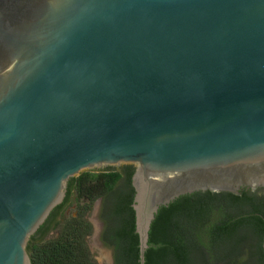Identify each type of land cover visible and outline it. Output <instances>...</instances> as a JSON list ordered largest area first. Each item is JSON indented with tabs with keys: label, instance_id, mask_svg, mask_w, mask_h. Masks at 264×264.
<instances>
[{
	"label": "water",
	"instance_id": "obj_1",
	"mask_svg": "<svg viewBox=\"0 0 264 264\" xmlns=\"http://www.w3.org/2000/svg\"><path fill=\"white\" fill-rule=\"evenodd\" d=\"M123 165L141 264L162 206L264 188V0H0V264Z\"/></svg>",
	"mask_w": 264,
	"mask_h": 264
},
{
	"label": "trees",
	"instance_id": "obj_2",
	"mask_svg": "<svg viewBox=\"0 0 264 264\" xmlns=\"http://www.w3.org/2000/svg\"><path fill=\"white\" fill-rule=\"evenodd\" d=\"M135 167L84 171L69 180L67 195L31 237L32 264H98L88 246V219L102 198L103 240L115 264H141ZM76 204L77 214L64 218ZM51 231L58 235L48 239ZM146 264H264V188L240 192L201 190L162 206L149 232Z\"/></svg>",
	"mask_w": 264,
	"mask_h": 264
},
{
	"label": "rangeland",
	"instance_id": "obj_3",
	"mask_svg": "<svg viewBox=\"0 0 264 264\" xmlns=\"http://www.w3.org/2000/svg\"><path fill=\"white\" fill-rule=\"evenodd\" d=\"M102 208L103 199L101 198L94 203L91 211L88 214V219L93 225V232L88 237L87 242L93 257L98 264H115L113 250L102 240V232L104 229ZM76 214V204L74 203L67 209L64 218H69L75 216ZM57 235V231H51L47 238L51 239L56 237Z\"/></svg>",
	"mask_w": 264,
	"mask_h": 264
},
{
	"label": "flooded vegetation",
	"instance_id": "obj_4",
	"mask_svg": "<svg viewBox=\"0 0 264 264\" xmlns=\"http://www.w3.org/2000/svg\"><path fill=\"white\" fill-rule=\"evenodd\" d=\"M101 199V198H100ZM103 209V208H102ZM103 219V218H102ZM104 221V220H103ZM104 227H105V222H104ZM103 231H104V229H103ZM102 240H103V232H102ZM104 241V240H103ZM106 244V243H105ZM107 245V244H106ZM108 246V245H107ZM112 250H113V248L112 247H110ZM113 253H114V250H113ZM114 261H115V253H114Z\"/></svg>",
	"mask_w": 264,
	"mask_h": 264
}]
</instances>
